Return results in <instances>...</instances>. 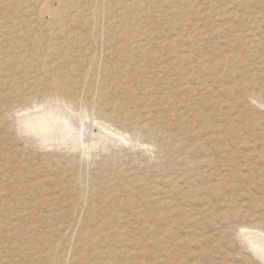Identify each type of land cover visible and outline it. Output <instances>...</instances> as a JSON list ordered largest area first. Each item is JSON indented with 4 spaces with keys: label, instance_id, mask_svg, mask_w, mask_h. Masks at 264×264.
<instances>
[{
    "label": "rangeland",
    "instance_id": "rangeland-1",
    "mask_svg": "<svg viewBox=\"0 0 264 264\" xmlns=\"http://www.w3.org/2000/svg\"><path fill=\"white\" fill-rule=\"evenodd\" d=\"M12 1L6 0L10 4ZM100 1L104 0H97V6V3L104 5V2ZM24 2L30 3L25 4L26 9L24 8V12L18 17L11 15L9 18L8 11L0 6V10L5 12L0 20L1 100L19 102L22 97L33 96L47 88L44 81L46 74L36 69L37 62L35 60V63H32L34 59L30 60L29 53H21L18 50L19 53L16 54L17 57L23 55L24 59L28 60V68L26 65L19 67L18 63L11 59L15 55L8 45L15 40L14 35L28 27L34 29L35 25H31L33 22H27L29 9L34 7V3L30 0ZM199 2L197 6L200 14L210 15V18L197 23L202 17L199 14L184 34L189 33L195 37L191 41H198L196 53L202 57L201 60L214 58L219 61L230 58L232 53L240 52L234 47L241 43L239 39L245 40L252 48V55L241 63V69L245 73L237 79H228L235 69L229 66L230 63L218 68L216 72H212V69L203 71L198 82V105L189 101L187 94L183 99L188 101V106L178 104V107L174 108V115L158 114V122L165 125L162 127L168 133L175 135V140L179 142L180 139L185 150L162 153L158 145L161 143L147 131L139 132L141 135L135 139V119L126 122L122 119L123 115H109L101 129L97 125L99 121L94 118V112L89 113L90 116L86 119L73 113L77 118L74 123L80 125L86 133V139L95 140L96 144L88 156L82 153L81 147L73 150L28 144L23 139L24 134H27V127L25 124L21 125L20 121L29 115L28 113L34 114L44 109L42 107L26 112L21 110L19 105L13 104L4 125H0V147L5 152L2 157L0 155V208H3L0 216V264H51L48 260L51 255H71L72 250L65 246L76 241L75 238L80 232L78 221L73 222L71 226L73 235L70 236L73 237H70L72 240L69 238V242L68 232L63 230L57 234L46 225L57 223L56 226L63 227L62 229L71 225L64 212L74 201L73 195L76 191L70 188L63 192L62 188L71 186L68 179L80 172L82 176L77 189L84 190L86 194V200L83 198L84 205L94 208L93 210L104 207L103 213L95 216L97 221L104 225L105 231L104 234H96V237L103 236L99 249L107 259L97 258L94 263L92 260L88 264H264L263 253L257 252L256 255L253 250L256 243L247 235L254 233L264 237V233H261L264 229V0ZM82 3V0L77 2L78 5ZM48 4L54 8L59 6L58 0H48ZM101 5L99 7L104 9L105 6ZM42 16V25L47 27L52 24L49 13ZM105 21L106 19L101 20L103 24L101 23L98 34L103 33ZM10 28H16L17 32L10 33ZM163 28L161 33L165 36H173L180 31L169 26ZM101 36L98 38L99 42L95 43L96 47L90 50L92 53L97 50L99 56L104 55L97 57V52L95 53L97 66L105 64L102 58L106 56L107 44ZM47 60L54 63L58 59L50 57ZM91 76L90 81L94 85L93 88H96L92 93L98 94L104 89V82L99 72L95 77ZM76 77L81 79L80 75ZM239 85H244L260 98L256 96L258 100H244L233 92V87L237 89ZM77 89L81 91L82 88ZM87 91L84 93L90 94L91 90ZM215 101L221 106L212 108L209 103ZM18 102L16 104H19ZM203 115L208 117L203 129L208 128L206 125L218 128L208 132L194 130L197 129L195 121ZM92 118L95 120H90ZM149 124L152 128L156 126L155 121ZM99 133L106 138L99 137ZM210 141L217 142L218 145L211 151L199 149V145ZM219 142H222L223 149L218 147ZM191 145L193 146L190 150ZM198 162L200 165H197ZM6 164L8 168H5ZM34 171L38 172L36 176H28ZM96 173L99 175L96 176ZM23 175L27 177L20 179ZM167 175L180 180L179 194H162V184L160 191L154 189L155 182L161 183ZM3 176L7 177L6 182L2 181ZM31 180L34 183H43L47 193L29 190L27 182ZM92 187L98 188L99 197L105 192L118 197L109 203H104V199L98 197L91 203L87 194ZM52 201L55 209L49 211L44 205ZM144 201L151 204L146 206L148 204ZM167 202L172 203L173 213L164 209ZM176 207L178 208L175 210ZM46 214L50 216L47 221L44 219ZM57 244L61 246L58 247Z\"/></svg>",
    "mask_w": 264,
    "mask_h": 264
},
{
    "label": "bare ground",
    "instance_id": "bare-ground-1",
    "mask_svg": "<svg viewBox=\"0 0 264 264\" xmlns=\"http://www.w3.org/2000/svg\"><path fill=\"white\" fill-rule=\"evenodd\" d=\"M30 1L34 3V7L32 6L33 8H30L31 10L28 8L30 12L29 16L33 17L30 18L28 16L27 22H33L31 25L35 24L33 26L34 29H29L28 27L26 30L24 29L23 32L19 31L20 33L14 35L15 40L8 46L15 56L19 53V50L21 53H29L31 57L30 60L34 59L32 63H35L34 61L36 60V69L46 74L44 81H46L47 88L37 92L33 96L22 97V101L19 102L0 99V125H4V121L10 114L14 103L15 106L19 105L18 107L26 112L43 107V111H38V113L33 112L34 114L28 113L29 115L23 117L20 121L21 125L25 124L27 127V130L25 131L27 134H24L23 139H25L28 144H38L45 148L53 146L56 148L73 150L81 147L80 149L82 150V153L87 155L96 143L94 142L95 140L93 141L90 137V139H86V133L82 131L80 125L77 126L74 123L76 115L73 113H77L81 118L86 119L90 116L88 115L89 113L94 112L97 117L96 115L93 117L99 121L97 125L98 127H101V129L104 127L103 122L109 117V115H123L122 119L126 122L135 119V123L133 124L136 127V130H134L133 133L135 139H138L140 133H145V131H147L150 132L152 136H156L158 143H161L158 145L162 153L182 150L184 146L180 143V139L178 142L175 140V135L168 133L167 130L162 127L164 124L158 122V114L174 115V108L178 107V104H187L188 101L183 99L187 94L189 95V101H193L198 105L199 102L197 103L196 98L198 94V82L203 71L212 69V72H216L218 68L225 67L230 63L229 66H232L235 69H233V74L230 75L228 79H237L240 75L245 73L241 69V63L245 58H249L252 55V48L247 45L245 40L239 39L241 43L236 45L237 47H234L239 49L240 52L232 53L233 55L230 58L219 61H216V59L214 60V58L213 60H201L202 57H199L196 53L198 41H191L195 39V37H192L189 33L184 34V31L194 23V19L200 14L197 6V3H200L199 0H116L117 2L115 0H104L100 1L104 2V5L102 4L105 6L104 9L99 7L101 4L97 3L98 6L96 5L97 0H82L83 3L79 5L77 4L78 0H58L59 6L55 8L48 4V0ZM213 1L216 0H205V3ZM25 4L26 2H24V0H13L11 4L10 2L7 3L6 0H0L1 9L4 8L5 11H8V17L11 15L18 17L21 12H24ZM1 12L0 20H2L5 15L4 10ZM44 13H49L53 20L52 24L47 27L40 23V18ZM114 18L116 20H113ZM209 18L210 15H203L199 18L197 23L199 21H207ZM102 19H106L105 26L103 25V33L101 32V34H98L97 31L101 30L100 27H102L103 24L101 22ZM41 21L43 22V20ZM15 23H17V21ZM163 26H169L176 31L177 29L180 31L176 35L165 36L161 33V29L164 30ZM227 30L230 31V29ZM195 31H197V27L195 28ZM15 32H17L16 28H10V33L13 34ZM99 35H102L103 37H101L105 38L107 44L106 60L105 58H102L104 59L103 61H105L104 66H97V62H95V53L97 50L95 53L90 52V50H93V48L96 47L95 43L99 42ZM19 36H23L21 37L23 39ZM96 55L97 57L99 56L98 52ZM15 56L11 59L14 60V63H18L19 67L20 65H26V61L28 62V60L24 59L23 55L18 57ZM50 57L58 60H54V63H49L47 58ZM26 68H28V66ZM98 72L104 82L102 84V88L104 87V89H102V91L97 89L100 92L94 94L92 92L93 89L96 88H93L94 85L90 81L92 80V78L90 79V76L94 75L95 77ZM77 75H80V82L76 77ZM31 82L34 83L33 80ZM28 84H30V82ZM34 86L36 87V84ZM77 87L82 88L81 91L77 89ZM85 88H87L88 91L91 90V92L89 91L90 94L84 93V91H87ZM233 92L239 94L244 100H258V96L251 93L244 85H239L237 89L233 87ZM258 98H260V96ZM260 101L262 100L260 99ZM16 102L19 104H16ZM209 104L212 108L221 106V104L219 105L216 101ZM186 106H188V104ZM94 113L92 115H94ZM94 118L90 120H93ZM151 121H155L156 123L154 128L150 127L149 122ZM207 121V115L200 117L195 121L197 122V129L194 130H199L198 132H208L218 128L213 126L210 128V125H206L208 128L203 129L205 127L203 124L207 123ZM74 124L77 127L74 126ZM105 130H107V128ZM110 131L112 130L110 129ZM36 135L39 136L37 137ZM123 136L124 135H122V137ZM99 137L106 138L102 133H99ZM123 138H125V136ZM149 143H151V141ZM215 145H218V143L210 141L209 143L199 145L198 147L199 149L205 148L206 150L211 151L215 148ZM192 146L193 145H191V147L189 146L190 150ZM222 146V142H219L218 147L221 148ZM223 148L224 147H222V149ZM4 154L5 152L0 147L1 157ZM180 154L181 153H179V155ZM81 155L80 157H82ZM84 155L83 157H85ZM161 161L163 163V160ZM197 165H200L199 162ZM6 167L8 168L7 164L5 165V168ZM37 173L36 171L32 173L30 172L28 176H36ZM80 174L71 176V179H68L71 186L62 188L63 192H66V190H69L70 188H73L76 191L73 195L74 201L72 200L73 202L71 203L70 199L71 204L69 208H64L66 210L64 216L70 219L69 223L71 225L65 227V229L56 226L57 223L54 225V222V224L48 223L49 225H46L57 234L61 233L63 230L68 232V242L71 237L70 235L73 233V228H71L73 222L77 223L78 221L80 232H77V236L75 235L77 238H75L76 241L74 243H72V241L65 246L72 250L71 255L68 256L64 254L59 256L60 254L57 252V256L59 257H53L52 255L48 257L49 263L51 264H88L92 260L94 263V259L97 258L105 257L107 259L106 255L103 254L104 252H100L101 249H99L102 245L103 236L96 237V234H104L105 231L104 225L97 221L95 216V214L101 215L100 213H103L104 207L93 210L94 208L91 209L86 204L84 205L83 198H85L84 196L86 194H84V190L77 189L78 181L80 182V177L82 176H80ZM98 175L99 174L96 173V176ZM26 177L27 176L23 175L20 176V179ZM2 181L6 182L7 177L3 176ZM158 182L160 181L155 182L154 189L156 191L161 190L160 185L162 184L164 185L161 192L162 194H179L181 188L179 179L167 175V177L161 180V183ZM27 183L29 190L42 191L43 194L47 193V190L44 189L43 183H34L32 180ZM97 189L94 187L87 194V199L91 203H94L100 196ZM188 190L189 189H187V191ZM115 197L117 198L118 195L113 196L112 194L105 192L102 193V196L99 198L104 199V203H109L110 201H113ZM145 204H148L146 206H149L151 203L147 202ZM44 206L45 208H48L49 211L55 209L53 201L52 203H46ZM171 208V202L164 204L165 210H170L171 212ZM177 208L178 207H176L175 210ZM2 209L3 208L1 207L0 216H2ZM173 211L171 213H173ZM52 214L54 213L52 212ZM49 217L50 216L47 215L44 219L47 221ZM252 228L254 229L255 227ZM262 231L261 233H264V229ZM247 235L258 247L256 248V246H252L256 255L257 252L263 253L264 255V237L254 233H247ZM58 239L60 240V238ZM59 244H61V242ZM59 244H57L58 247L61 246ZM56 249L58 250L59 248L56 247ZM56 251H54V253Z\"/></svg>",
    "mask_w": 264,
    "mask_h": 264
}]
</instances>
